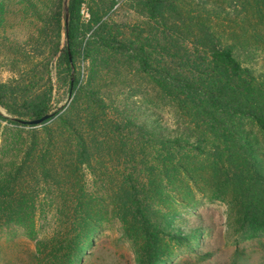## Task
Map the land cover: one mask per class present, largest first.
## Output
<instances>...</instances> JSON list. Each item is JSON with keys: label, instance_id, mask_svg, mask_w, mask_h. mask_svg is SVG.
Segmentation results:
<instances>
[{"label": "trees", "instance_id": "obj_1", "mask_svg": "<svg viewBox=\"0 0 264 264\" xmlns=\"http://www.w3.org/2000/svg\"><path fill=\"white\" fill-rule=\"evenodd\" d=\"M20 1L44 23V33L55 32L57 80L74 96L55 118L59 111L51 112L53 82L47 67L38 70L36 65L27 78L0 82V107L10 114L0 110L1 119L30 124L27 120L50 114L40 123L41 131H32L18 160H0V230L12 224L29 226L49 264H83L101 225L88 176L110 163L119 166L111 193L115 209L144 240L138 264H165L160 260L165 238L177 245L200 239V227L174 224L166 205L187 196L184 188L195 177L192 159L201 156L220 169L234 165L241 172L238 178L247 177L245 218L252 233L264 231V168L253 169L264 166L244 121L264 131V81L243 65L236 46L224 42L208 20L195 16L180 0H142L153 30L130 35L100 12H92L86 22L81 12L86 0H67V24L65 0ZM254 1L259 11L264 8V0ZM8 2L0 0V29ZM106 53L128 58L151 76L186 126L166 133L127 113L111 116L100 90L80 85L77 68L81 59L95 73ZM43 196L57 202L60 220L51 237L38 238L36 214L44 207ZM172 261L173 255L167 259Z\"/></svg>", "mask_w": 264, "mask_h": 264}, {"label": "rangeland", "instance_id": "obj_2", "mask_svg": "<svg viewBox=\"0 0 264 264\" xmlns=\"http://www.w3.org/2000/svg\"><path fill=\"white\" fill-rule=\"evenodd\" d=\"M194 15L208 20L223 36L224 42L236 46L237 57L244 66L264 81V8L258 10L254 0H180ZM47 4L50 0H46ZM50 11L49 6L40 5ZM65 4L63 3V10ZM82 17L88 22L92 12L104 14L130 35L153 30L142 0H86ZM44 23L32 14L20 0H9L6 22L0 29V82L27 78L31 67L46 70L53 82L52 111L63 114L74 95L66 91L57 80L55 32L44 33ZM90 34V33H89ZM88 34V35H89ZM61 46L64 33L61 31ZM96 72L88 61L78 60L80 85L100 90L110 105V115L120 118L122 113L134 116L141 123L156 125L166 133L182 130L186 121L175 104L166 97L151 76L121 55H105ZM49 68V70H48ZM47 75L42 87L47 83ZM6 116L10 114L0 107ZM55 121V120H54ZM253 134L258 155L264 166V131L245 119ZM53 124L52 121L47 123ZM26 123H12L0 118V160H18L35 129ZM41 131V130H40ZM194 179L179 195L168 202L172 219L182 228L200 227V239L193 244L177 245L165 238L161 261L165 264H264V231H250L244 204L248 191L247 177L234 165L216 167L211 158H193ZM264 167L253 168L256 172ZM119 166L108 164L88 176L87 188L98 199L101 225L84 257L83 264H138L143 254L141 234L129 230L111 196L118 180ZM244 181V186L242 183ZM42 210L36 214L38 238L51 237L59 228L56 201L43 196ZM37 253V255L34 254ZM173 255V261L167 262ZM165 260V261H164ZM0 264H49V257L37 249L34 232L29 226L12 224L0 230ZM64 264V263H63Z\"/></svg>", "mask_w": 264, "mask_h": 264}, {"label": "water", "instance_id": "obj_3", "mask_svg": "<svg viewBox=\"0 0 264 264\" xmlns=\"http://www.w3.org/2000/svg\"><path fill=\"white\" fill-rule=\"evenodd\" d=\"M65 21L66 24L68 22V17H69V13H68V7H67V0H65ZM70 60H71V56H70ZM50 116V114H46L40 118H35V119H31V120H27V122H29L30 124H40L42 123L45 119H47ZM25 122V121H23Z\"/></svg>", "mask_w": 264, "mask_h": 264}]
</instances>
